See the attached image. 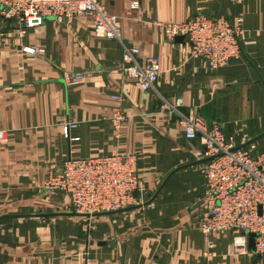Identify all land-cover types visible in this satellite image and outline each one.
<instances>
[{"label":"crops","instance_id":"0c3cea01","mask_svg":"<svg viewBox=\"0 0 264 264\" xmlns=\"http://www.w3.org/2000/svg\"><path fill=\"white\" fill-rule=\"evenodd\" d=\"M99 2L119 18L121 43L95 37L88 15L69 24L47 18L21 39L11 23L0 26V130L9 137L0 145V264H264V256L233 253L243 240L236 233L217 235L215 255L206 254L198 228L202 146L185 139L178 114L162 108L181 98L180 114L200 117L207 129L218 124L239 146L264 133V0ZM197 14L237 26L240 56L210 70L189 56L185 39L170 41L155 25ZM25 46L45 52L27 54ZM122 46L138 48L141 63L159 58L156 91L124 78ZM65 73L83 79L67 86ZM70 123L76 127L65 138ZM253 144L254 155L264 154V135ZM117 153L137 159L143 189L135 209L88 225L71 215L66 197L42 192L45 177L69 157Z\"/></svg>","mask_w":264,"mask_h":264},{"label":"built area","instance_id":"2783aa9c","mask_svg":"<svg viewBox=\"0 0 264 264\" xmlns=\"http://www.w3.org/2000/svg\"><path fill=\"white\" fill-rule=\"evenodd\" d=\"M134 7H136L134 5ZM78 15L92 18L93 34L98 38L121 43L119 18L110 13L99 0H0V26L11 23L13 35L21 39L27 29L40 25L45 19L69 24ZM10 24V25H11ZM170 41L182 36L189 43V56L205 61L210 70L226 66L240 56L239 28L225 17L210 18L201 14L181 23H155ZM31 55H42L40 47H22ZM139 49L122 46L120 69L127 80L136 83L141 91H156L160 75V60L149 56L141 63ZM64 83L74 86L83 79V73H65ZM114 99H120L114 96ZM181 98L164 103L162 108L178 114L187 140L198 139L201 144L200 169L204 177V210L198 228L206 245V254L214 256V238L236 233L243 237L233 245V253L246 256H264V154L254 155L253 143L239 146L226 135L218 124L210 129L200 117L184 116L178 109ZM123 117L113 115L119 128ZM76 124L63 127V135ZM9 141L8 133L0 130V145ZM234 149V150H233ZM135 154H113L103 157L74 159L69 157L60 169L45 177L41 190L46 197L68 199L70 210L89 225L93 215L120 211L142 203L143 182L136 169ZM88 216V217H86ZM254 234V249L248 247L247 235Z\"/></svg>","mask_w":264,"mask_h":264},{"label":"water","instance_id":"95a60500","mask_svg":"<svg viewBox=\"0 0 264 264\" xmlns=\"http://www.w3.org/2000/svg\"><path fill=\"white\" fill-rule=\"evenodd\" d=\"M174 40H175V41H177V40H179V41H183V40H184V37L179 36V37H176ZM263 135H264V133H263L262 135H260L259 137H261V136H263ZM259 137L255 138V139H253V140H251V141H248V142H246V143H244V144H242V145H240V146H237V147H235L234 149H238V148H241V147H245V146H247V145L253 143V142H254L255 140H257ZM234 149H233V150H234ZM210 160H211V159H205V160L202 159V160L198 161V163H203V162H206V161L208 162V161H210ZM194 164H196V163H194ZM194 164H192V165H194ZM160 189H161V188H160ZM160 189H158V191L155 193L154 197L159 193ZM154 197H152V199H151L148 203H145V205L149 204V203L154 199ZM136 207H137V206H135V207H130V208H126V209H123V210H120V211H115V212L100 213V214L93 215V217L107 216V215H111V214H114V213L130 211V210L135 209ZM71 215H72V216L80 217L79 215H77V214L74 213V212H72ZM86 217H88V216H86ZM0 219H1V218H0ZM254 237H255L254 234H248V235H247L248 247H249L250 249H252V250L254 249V239H253Z\"/></svg>","mask_w":264,"mask_h":264},{"label":"rangeland","instance_id":"374dc122","mask_svg":"<svg viewBox=\"0 0 264 264\" xmlns=\"http://www.w3.org/2000/svg\"><path fill=\"white\" fill-rule=\"evenodd\" d=\"M90 226H91V225H90ZM85 229H86V231H88L89 228L86 226ZM85 229H84V230H85ZM90 231H91V229H90Z\"/></svg>","mask_w":264,"mask_h":264}]
</instances>
